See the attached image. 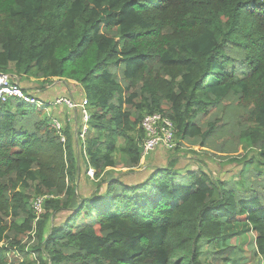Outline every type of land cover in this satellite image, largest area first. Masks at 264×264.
Listing matches in <instances>:
<instances>
[{
  "label": "trees",
  "instance_id": "1",
  "mask_svg": "<svg viewBox=\"0 0 264 264\" xmlns=\"http://www.w3.org/2000/svg\"><path fill=\"white\" fill-rule=\"evenodd\" d=\"M0 73L76 85L90 112L62 143L51 112L0 102V264H246L231 241L250 235L264 257V0H0ZM156 112L175 149L241 164L236 186L174 162L105 178L138 168Z\"/></svg>",
  "mask_w": 264,
  "mask_h": 264
},
{
  "label": "rangeland",
  "instance_id": "2",
  "mask_svg": "<svg viewBox=\"0 0 264 264\" xmlns=\"http://www.w3.org/2000/svg\"><path fill=\"white\" fill-rule=\"evenodd\" d=\"M73 85H75L72 82ZM26 86L29 88H26L27 91L34 94V96L44 102H49L50 100L53 101L56 96L63 95L64 97L73 96L76 100L81 98V90L75 86H67L64 82H59L56 80V82L52 83L49 87H47L48 99L42 97V89L39 88L36 82H26L24 81V84L22 86ZM31 86V87H30ZM45 89V90H46ZM72 90V91H71ZM55 97V98H54ZM52 111L51 115L50 112ZM46 112V111H45ZM47 114H50V116L58 118L61 122V124L64 126V128L68 127L71 130L74 131V128L77 130L81 128V116L80 113H77V116L75 117V113H72V111H69L63 106H56L49 108ZM76 125V127H74ZM75 139H77L74 136ZM175 143H177V140L175 139ZM195 150V153L193 152ZM198 148H194L193 150L188 147H178L177 149H174L172 151H167L164 149H157L154 151L142 164L138 166L135 171H126L124 168H116L114 169V172H112V175L105 176V178H113V177H121L122 180L126 183L132 184L137 183L148 177L151 170L155 167H167L168 163L174 162V167L176 169H179V172H187L190 170H196V169H204L207 171L214 179H220L221 181H224L227 184H232L236 186V184L239 182V172L241 170V164L237 163H226L225 161H220L217 158L210 157L208 155H205L203 153L198 152ZM196 151L198 153H196ZM248 156H255V151H249L247 153ZM78 181H77V195H80L81 198L87 197L89 193H93L94 190L97 188L96 181L93 178L88 177L84 173V167L82 166ZM39 197V196H36ZM36 197H31L30 199V207L31 203ZM68 215L67 211H61L55 216V219L51 218L49 225L59 224L61 221L65 219V217ZM81 223H84V220L81 221ZM231 244H239L241 245L244 253V257L247 259L246 264H257V261L260 264H264V257H256L253 254V238L252 236H247L245 238H238L233 241H231ZM28 249V247H27ZM15 252V250H14Z\"/></svg>",
  "mask_w": 264,
  "mask_h": 264
},
{
  "label": "built area",
  "instance_id": "3",
  "mask_svg": "<svg viewBox=\"0 0 264 264\" xmlns=\"http://www.w3.org/2000/svg\"><path fill=\"white\" fill-rule=\"evenodd\" d=\"M11 99L35 105L37 108L46 112H48L49 108L63 106L69 111L74 112L75 117L77 116V113H80L82 125L80 130L74 128V133L77 139L79 138L83 140L85 138V134L89 128L90 112L87 107L88 102L84 97L79 98L78 100L71 96L59 97L53 101L50 100L49 102H44L37 99L34 94L29 91H24L17 79H12V76L8 74L0 73V102L6 103ZM50 125L54 129L56 135L60 138V141L64 143L65 128L60 120L50 116ZM140 126L144 133V140L141 146L140 164H142L157 149L172 151L176 148L177 143H175L176 137L174 125L163 113L156 112L144 115ZM74 127H76V125ZM85 174L88 177L93 178L94 170L89 168ZM45 199L46 196H39L31 203V209L36 216V220L40 218Z\"/></svg>",
  "mask_w": 264,
  "mask_h": 264
},
{
  "label": "crops",
  "instance_id": "4",
  "mask_svg": "<svg viewBox=\"0 0 264 264\" xmlns=\"http://www.w3.org/2000/svg\"><path fill=\"white\" fill-rule=\"evenodd\" d=\"M11 76V75H10ZM14 78V77H13ZM14 79H16V78H14ZM72 91V90H71ZM42 93V97L43 98H47L48 99V97H47V95H48V93L49 92H47V90H44V91H42L41 92ZM56 97H58V96H56ZM71 97H73V96H71ZM83 96H82V92H81V98H82ZM55 98V97H54ZM72 113H74V112H72ZM51 115H54V114H52V111H51Z\"/></svg>",
  "mask_w": 264,
  "mask_h": 264
}]
</instances>
